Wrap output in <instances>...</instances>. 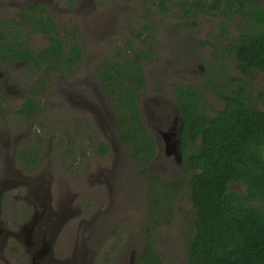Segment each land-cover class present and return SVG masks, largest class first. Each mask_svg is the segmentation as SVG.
Segmentation results:
<instances>
[{
  "label": "rangeland",
  "instance_id": "rangeland-1",
  "mask_svg": "<svg viewBox=\"0 0 264 264\" xmlns=\"http://www.w3.org/2000/svg\"><path fill=\"white\" fill-rule=\"evenodd\" d=\"M24 1L30 0L21 2ZM163 1L165 8L162 6ZM183 1L75 0L72 6H69L67 0L51 1L47 7L56 15L64 36L76 34L83 50L82 59L76 68L64 73L68 79L61 81V75L53 72L50 82L46 80L42 87H34L42 79L41 72L30 70L22 62L14 63L13 67L0 62V69L6 70L9 75L5 91L10 94L7 102L0 103V184L8 189L11 183L1 178L8 169L14 170L21 165L17 160L11 162L15 136L20 133L24 135L21 142L28 145L36 144L37 137L41 142L38 166L28 170L21 165L28 182L32 184L35 180L39 183L37 190L31 188L32 192L25 187L30 204L12 195L7 199V193L4 192L7 203H2L0 221L17 232L10 241L6 240V229L0 223V228L4 229L0 236V255L5 251L10 257L6 263L12 261L11 264H20L24 258L23 264H26L28 259L33 258V247L25 253L24 248H20L22 235L19 229L27 223L25 217L30 215L29 208L34 206L39 208L36 219L42 216L39 224L47 221L57 227L53 231L55 237L46 238L51 241L55 253L68 255L66 259L74 257L75 260H81V257L73 255L75 251H81L85 256L83 264H89V257L95 260L94 264H145L142 258L147 243L144 221L148 218L150 205L146 195L148 175L143 172L140 162L132 159L126 147L118 140V127L106 98L93 101L92 110H77L71 114L72 105L59 103L61 99L57 97L58 86L70 87L73 80H76V86L86 87L83 82L86 77L92 80L95 89H99L100 81L94 73L96 66L106 58L114 60L119 51L129 54L132 51L127 47L129 44L135 49L143 47V37L136 35L139 29L147 27L149 31L146 33L152 35L150 40L155 49L154 59L145 62L149 83L141 95L143 110L158 146L156 156L148 166L151 175L174 181L187 179L174 152H166L167 142L163 134H168L171 145L176 135L170 131L177 132L180 125V118L176 114V99L171 91L172 82L186 81L201 86L202 83H208L205 80L208 76L211 77L208 78L217 88L210 86L206 95L210 106L217 108L224 105L217 91L224 89L230 92L238 89V84H241L245 87L246 101L260 105L261 93L264 92V73L256 71L254 74H244L236 64L237 60L227 57V50H221L223 46L228 48L232 38L237 36L239 28L236 22L228 23L225 34L221 33L220 23L217 27L219 20L214 18L215 13H211L214 14L212 16L204 15L196 10L194 13L198 17L191 19L196 21L190 22L182 17L184 13L179 4ZM72 7L77 10L74 8L75 11L70 13ZM30 39L38 46L46 42L45 37L39 34H33ZM70 44L66 41V49ZM17 89L27 96L33 97L35 94L36 99L41 101L43 113L25 122L18 115L13 101L18 97L14 93ZM41 94L45 97H41ZM90 95L92 99L91 92ZM164 105L169 108L173 120L176 119L173 128L163 125L167 121L162 110ZM102 140L113 143L111 153H99ZM114 162L118 165H114ZM102 169L110 183L109 190L108 185L103 188L88 180V173L94 175ZM231 186L234 190L246 191L244 183H233ZM158 191L164 192L162 189ZM186 196L185 187L176 193L170 204L174 212L169 224L161 221L155 232L156 249L165 253L159 255L160 264L186 263L185 238L182 233L183 228L191 226L192 213ZM36 198L40 202H33ZM252 204L256 206L258 202ZM19 254L22 256L17 260Z\"/></svg>",
  "mask_w": 264,
  "mask_h": 264
},
{
  "label": "trees",
  "instance_id": "trees-1",
  "mask_svg": "<svg viewBox=\"0 0 264 264\" xmlns=\"http://www.w3.org/2000/svg\"><path fill=\"white\" fill-rule=\"evenodd\" d=\"M162 3L165 8V1ZM179 5L186 15L196 10L215 11L234 20L239 33L228 48L223 46L221 50H227L226 56L237 60L244 74L264 73V8L258 1L184 0ZM227 27L228 23L222 21V34L227 32ZM148 31L144 27L136 34L143 37V47L135 49L127 45L132 49L129 54L119 51L114 60L100 62L94 72L110 96L118 140L148 175L146 195L150 205L144 221L147 243L142 261L160 264L159 255L165 253L156 249L155 232L161 221L169 224L174 212L170 204L185 187L192 212L191 226L183 228L182 233L187 254L185 264H264V92L260 105H255L246 101L245 87L241 84L230 92L217 91L224 101L217 108L210 106L206 95L209 87L215 86L211 77L206 75L208 83L201 86L173 83L171 91L181 120V168L187 179L174 181L151 175L148 166L158 146L141 101L149 83L145 62L155 57ZM52 37V50L42 53L41 60L33 53H20L15 58L35 60V66L38 69L45 66L48 74L59 63L71 65L82 57L80 44H74L68 56L59 42L55 45L56 38ZM213 46L220 49L218 45ZM7 98L0 82V103L7 102ZM40 109L37 99L29 97L20 112L31 119L32 112ZM40 149L41 144L19 149L18 156L26 169L37 166ZM112 150L109 141H100V154L107 155ZM233 183H244L246 191L234 190ZM252 202L258 204L254 206Z\"/></svg>",
  "mask_w": 264,
  "mask_h": 264
},
{
  "label": "flooded vegetation",
  "instance_id": "flooded-vegetation-1",
  "mask_svg": "<svg viewBox=\"0 0 264 264\" xmlns=\"http://www.w3.org/2000/svg\"><path fill=\"white\" fill-rule=\"evenodd\" d=\"M23 0H0V25H2V32H0V62H4L5 64H8L9 66L13 67L14 63L17 62H22L25 63L28 68L30 70H36L41 72V77H45L42 78L45 81L47 80L48 82L51 81L50 79V75L53 72H57L59 73V75H61V81H64L65 79V74L66 70L70 69V71H73L76 66L77 63L82 59V57H80L79 59H77L73 64L69 65L68 63H59V66L55 67L54 69H51V71L46 74L44 71L45 66H42V68L38 69L35 66V60H27V59H22V58H18L15 56L17 54L20 53H33L36 54V57L41 60V58L43 57V55H41L42 53H46L51 51L52 47V43L54 42V39L52 36H54L56 38V43L55 45H58V42L60 43L62 49L65 51V53L70 56L71 55V51L73 48V45L78 43L77 41V37L76 34L75 36L73 34H71V36H64V30L63 28H61V26L58 23V20L56 18V15L54 13H52L50 11V9L47 6H50L49 2H56V0H30L27 2H21ZM75 0H67L69 6H72ZM258 1L264 8V1L262 0H256ZM75 7L71 8L70 13L72 12V10H74ZM77 10V8H75ZM75 11V10H74ZM199 12H202L204 15H214L211 14L215 11H211V13H206L203 10H199ZM77 13V11H76ZM216 16L214 17L215 19H218L219 22L217 24V27H219V23L221 24L222 21H225L227 23H231L234 20H230L228 18H226L224 15L222 14H215ZM182 17H184V19L193 22L196 20H191L192 18H196L198 17V14L192 13L189 15L186 14H182ZM55 24V25H54ZM229 26V25H228ZM239 33V31H238ZM33 34H39L43 37H45L46 42L43 45H36L34 42L31 41L30 37ZM238 35V34H237ZM66 41L70 42V46L66 49ZM79 44V43H78ZM67 50V51H66ZM83 51V50H82ZM125 51H127V49H125ZM83 55V54H82ZM105 60H109V59H105ZM72 68V69H71ZM6 70H1L0 69V82L2 85L3 90L5 91V87H6V81L9 79V75L6 73ZM94 75V73H93ZM95 77V76H94ZM97 77V76H96ZM98 78V77H97ZM42 79H39L35 85V86H40L42 87V83L41 82ZM59 79V78H58ZM98 80L100 81V88L99 89H95V85H93L92 80L89 78H85L83 80V82H85V84L87 85L86 87H83V85L81 87L76 86L77 81L73 80V82L71 83L70 87H65L61 88L58 86V94L57 97L60 98V102H65L66 104H70L71 106V114H75L78 111H84V110H92L93 109V101L96 100H100L101 98H106L109 102V106H111V115L117 125L116 122V118L114 115V112L112 110V103H111V99L109 94L106 92L105 90V84L102 80H100L98 78ZM177 83H184L186 84V81H176ZM175 83L172 82L171 85ZM40 84V85H39ZM58 85L59 82H58ZM76 86V87H75ZM13 87L17 88L16 84H13ZM78 88V89H77ZM6 92V91H5ZM90 92L93 94V97H95V99H90L91 95ZM7 93V92H6ZM14 93L16 94V96H18L17 98H14L13 101L15 102L16 105V110L18 115L25 121H32L33 119H35L36 117H38V115H40L41 113H43V110H37V111H33L32 114V118L29 119L27 118V114L20 112V108H23L24 103L28 100L29 97L31 96H27L25 94L22 93V90L17 89L16 91H14ZM9 96L10 94L7 93ZM88 94V96H87ZM24 95V96H23ZM23 96V97H22ZM34 98H36V95H33ZM41 97H45L42 96ZM175 97V96H174ZM176 99V98H175ZM37 101L40 104V108H42L41 105V101L39 100V98L37 99ZM176 103V114H178L179 116V112H178V104L177 101H175ZM168 109V112H167ZM163 113L167 119V121L163 124L164 126H168V128H173V122L176 123V119L173 120V116L171 114V112L169 111V108H166L165 105L163 107ZM69 114V113H67ZM70 115V114H69ZM73 116V115H72ZM70 115V117H72ZM57 118V117H56ZM171 118V121H170ZM180 118V116H179ZM181 122V120H180ZM181 124V123H180ZM180 131V125L178 128V131ZM171 134L174 135L175 132L170 131ZM165 136V133H163ZM24 137V135H22L21 133L18 136H15V142H14V146H13V151H12V155L13 158L11 160V162L13 163L15 160H17L21 165H22V161L23 159L21 157L18 156V151L20 148L25 147V146H32L33 143H30L29 145L26 144L25 142H21V139ZM39 137H37L35 143L36 144H41V142H39ZM168 137H166V142L169 141V139H167ZM112 149L114 148V145L112 142H110ZM22 160V161H20ZM40 162V160H39ZM118 165L117 162H114V165ZM19 165V167L15 168L14 170L12 169H8V171L3 175V178H1L2 180L6 181L10 186L7 187L8 189L5 188L4 185H2V183L0 184V215L3 212V208H2V203L5 202V204L7 203V200H5L4 198V192H6L7 194H5V196L7 197V199L9 198V195H12V197L21 199L22 201L24 200V202H26L27 204H30V201L28 199V194H25L26 188L29 189L32 192V187H34V189L37 190V187H39V183L37 181H32V184H30V182H28V178L25 175V170L24 168ZM38 166V164H37ZM33 167L34 169L37 167ZM31 168V169H33ZM26 169V168H25ZM30 169V168H29ZM90 169V168H89ZM104 169L100 170L99 173H94V175H91L88 173V180L91 183H94V185H98V186H102L103 188H105V186L108 185V190L110 189V183L107 179L106 174L104 173ZM108 173H111V171H109ZM107 173V174H108ZM102 175L106 176V177H102ZM107 183V184H106ZM30 184V186H29ZM1 186H3V188H1ZM20 188V190H19ZM6 189V190H5ZM13 189V191L11 190ZM35 196L37 197V194H35ZM41 199V198H40ZM40 200L39 199H34L33 202H37ZM42 206V204H41ZM29 212L30 215L28 217H25L27 219V223H25L24 225H22V227L19 229L20 234L22 235V244L20 245V248H24V253L29 251L32 249L34 251V255L32 260L28 259L26 264H69L67 262L68 259L67 256H63V255H59V253H55L53 248H52V244L51 241L48 240L46 237H55L53 236V231H55L57 229V227L53 224V223H48L43 222L42 224H39V219H42V216L38 218V209L37 207H30ZM0 223H2V225H4V228L6 229L5 231V236H6V240L10 241L12 239L13 236L17 235L16 230H12L10 229V227H7V225L5 224L4 221H0ZM22 229H25L26 231H23ZM4 231V229L0 228V236H1V232ZM38 232H40L41 235H38ZM27 235H31L33 236V244L29 245V242H26V236ZM84 240V239H83ZM7 241V242H8ZM53 242H55V239H52ZM84 242V241H83ZM82 242V243H83ZM18 243V242H16ZM81 243V244H82ZM31 247V248H30ZM22 253V254H24ZM22 254H19L17 257L20 258L22 256ZM25 255V254H24ZM78 257H81V260H77L80 263L83 264V261L85 260V256L83 255H76ZM53 257V258H52ZM10 257H8L5 254V251H3V254L0 255V263H6L7 260ZM50 258V259H49ZM92 257H89V264H94L95 260L93 259L92 263ZM14 262V261H13ZM16 262V261H15ZM24 262V258L23 260L20 262V264H23ZM67 262V263H66ZM12 263V261H10V264ZM9 264V263H6Z\"/></svg>",
  "mask_w": 264,
  "mask_h": 264
},
{
  "label": "water",
  "instance_id": "water-1",
  "mask_svg": "<svg viewBox=\"0 0 264 264\" xmlns=\"http://www.w3.org/2000/svg\"><path fill=\"white\" fill-rule=\"evenodd\" d=\"M175 139L173 140V143L170 145L169 141L167 142V146H166V152L168 154H170L172 151L174 152V154L176 155V157L178 158V162L181 163V158H182V147H181V137H180V131L179 132H175L174 133ZM165 137H168V134L165 133ZM167 139H170L169 137ZM38 235H40V232H38ZM29 242V245L33 244V236L31 235H27L26 236V242ZM82 255L81 251H75L73 253L74 256L76 255ZM53 258V257H52ZM50 259V258H49ZM67 262L69 264H82L79 261L75 260L74 257L68 258ZM66 262V263H67ZM84 262V261H83Z\"/></svg>",
  "mask_w": 264,
  "mask_h": 264
}]
</instances>
